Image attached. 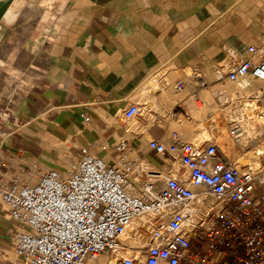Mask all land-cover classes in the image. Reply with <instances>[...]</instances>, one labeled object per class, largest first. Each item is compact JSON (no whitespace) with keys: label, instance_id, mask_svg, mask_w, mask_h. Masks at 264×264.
Masks as SVG:
<instances>
[{"label":"crops","instance_id":"0c3cea01","mask_svg":"<svg viewBox=\"0 0 264 264\" xmlns=\"http://www.w3.org/2000/svg\"><path fill=\"white\" fill-rule=\"evenodd\" d=\"M239 58L264 59V0H0V183H31L33 163L66 174L82 149L108 160L121 140L141 165L180 176L175 154L149 147L174 133L254 156L264 80H231ZM16 226L0 196V264L18 263Z\"/></svg>","mask_w":264,"mask_h":264},{"label":"built area","instance_id":"2783aa9c","mask_svg":"<svg viewBox=\"0 0 264 264\" xmlns=\"http://www.w3.org/2000/svg\"><path fill=\"white\" fill-rule=\"evenodd\" d=\"M250 73L264 80V59H237L229 78L239 81ZM138 112L131 106L125 116ZM3 133L0 125V145ZM231 135L239 140L244 130ZM149 147L175 154L188 174L163 178L142 168L121 140L108 160L82 149L66 174L48 167L39 175L33 163L23 170L31 183H0L1 199L17 224V264H89L104 254H119L121 264H264V150L232 161L215 143L186 141L178 133L169 144L151 139ZM199 197L204 205L193 209ZM144 215L135 237L145 245L136 249L123 234Z\"/></svg>","mask_w":264,"mask_h":264},{"label":"rangeland","instance_id":"374dc122","mask_svg":"<svg viewBox=\"0 0 264 264\" xmlns=\"http://www.w3.org/2000/svg\"><path fill=\"white\" fill-rule=\"evenodd\" d=\"M254 118L255 119H259V118L264 119L263 109H261L259 107L256 108V115L254 116ZM142 168H147V166L142 165ZM187 174H188L187 168L182 166L179 170V175H187ZM170 177H172V176H170ZM207 203L210 204L211 202L207 201ZM194 204L195 205H200V204L202 205L203 203L201 202V199L199 198L198 201H196ZM196 218H198V217H195L194 221L196 220ZM189 228H191V226H189ZM124 239L126 240L125 242L127 243V245H130L136 249H140L145 245L144 243L142 244L140 241H137L138 239H136L135 235H132V236L126 235V237L124 236ZM100 259H101V261L103 260V263H105V264H121L119 254H111V255L104 254V255L100 256L98 260H100Z\"/></svg>","mask_w":264,"mask_h":264},{"label":"bare ground","instance_id":"6f19581e","mask_svg":"<svg viewBox=\"0 0 264 264\" xmlns=\"http://www.w3.org/2000/svg\"><path fill=\"white\" fill-rule=\"evenodd\" d=\"M262 150V149H261ZM260 150V151H261ZM130 179L132 180V178L130 177ZM200 199H201V197H199ZM198 198V199H199ZM198 199H196V200H194V202L192 203V207H193V209H201L202 208V206H203V204L201 205H195L194 203L196 202V201H198ZM201 202L202 203H204L203 202V200L201 199ZM147 219V215H144V216H142L141 218H134L131 222H130V224L127 226V229H126V231L124 232V234H123V237L125 236L126 237V235H135V231H136V228H137V225L141 222V220L142 221H145ZM139 243V242H138ZM140 246V245H139Z\"/></svg>","mask_w":264,"mask_h":264}]
</instances>
